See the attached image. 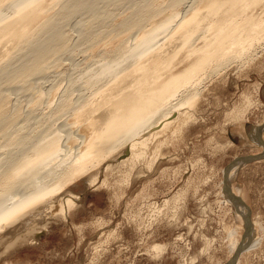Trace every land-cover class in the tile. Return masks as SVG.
I'll list each match as a JSON object with an SVG mask.
<instances>
[{"label":"rangeland","instance_id":"1","mask_svg":"<svg viewBox=\"0 0 264 264\" xmlns=\"http://www.w3.org/2000/svg\"><path fill=\"white\" fill-rule=\"evenodd\" d=\"M53 1L42 0L36 14L0 33V97L7 107L0 101L5 111L0 113V158L19 147L13 143L19 136L36 139L50 128L60 131L65 154L79 152L87 121H102L122 102L134 101L138 90L147 95L165 77L182 71L211 41L216 23L225 24L230 16L223 6L205 18L190 40L177 41L186 29H177V22L206 0H175L173 6L167 4L171 0ZM148 2L163 10L150 20L123 26L145 13ZM245 8L241 18H234L237 45L226 54L243 52L216 71L214 61L194 81L172 88L175 105L184 91L197 92V99L169 108L166 127L154 126L130 138L144 140L137 152L130 151L128 142L101 154L86 171L61 185L54 198L39 202L43 210L27 214L28 224L3 227L0 264H264V0ZM185 10L189 12L183 17ZM173 13L175 28L163 26L167 31H157L133 47L123 45ZM46 17L52 19L48 32L39 27ZM250 18L258 22L250 28L253 47L237 32L247 28ZM54 36H66L57 58L46 71L25 76L33 42ZM121 45L127 50L122 62L149 68L142 76L145 87L131 73L104 82L93 98L100 111L85 114L82 123L69 119L71 111L59 113L65 100L80 105L89 96L87 81L99 69L98 62H115L108 72L116 68ZM214 45L215 40L210 48ZM14 109L19 112L15 120ZM233 163L231 174L227 168Z\"/></svg>","mask_w":264,"mask_h":264},{"label":"bare ground","instance_id":"2","mask_svg":"<svg viewBox=\"0 0 264 264\" xmlns=\"http://www.w3.org/2000/svg\"><path fill=\"white\" fill-rule=\"evenodd\" d=\"M59 1L60 0H55L53 1V4L56 5V3L58 4ZM41 2L42 0H0V33L6 32L10 28V26H16L17 23L24 20L27 15L31 16L36 14L37 7ZM174 3L175 0H171V2H168L167 4L173 6ZM256 3L257 0H206L204 2L201 1V3L195 4V2L193 1V3H191L190 5L188 4V6L190 7L191 5H195L191 9L192 12L188 18L186 16L184 17V15H187V13L189 12L188 10H185V14H183L184 18L180 22H177V29L180 27H186V29H184L183 32L175 38L177 39V41H179L181 37L185 38L186 40H190L195 32L199 28H201L205 18H207L208 16L216 15L220 8H223V6L228 7L227 9L230 11V16L226 18L227 21L225 24L216 23V26L213 29L211 41L203 44L200 47L199 50L202 51V53H200V56L195 58V60L182 71L175 75L172 74L165 77L157 85V88L147 95L141 94V90H138L136 92L137 96L134 101L122 102L119 107L114 108V111L110 116L104 119L101 116L102 114L100 115L101 117L98 116L99 118L103 119L102 121H100V119L98 120L97 117V119L92 122L87 121L85 125V129H88L87 137L83 140V147L80 148L79 152L75 154H65L62 148V141H60V139L62 138L60 137V131L58 132L55 129L51 130V128L50 130H45L36 139L26 137V135H22L19 136L16 141L13 140V143L16 142L15 144H18L19 147L18 145H16L18 147L16 150H13L12 153L7 152V158H5V156L0 158V230H2L3 227H8L9 229L11 228V226L13 227L14 225H18L20 224V221H23L22 226L28 224L30 218H25L27 214L32 211H38L35 210L38 208L39 211L43 210V207L41 205L39 206V202L45 200V198L47 197H50L52 194H54V196L57 195L56 192H58V188H60L61 185H63L66 181L71 180L73 175H78V173L86 171L90 166L93 165V162L96 161L101 154H104L105 152H113L114 150H116V147L118 148L122 145L124 146L128 142L130 145V151L137 152L136 148H138V145L142 144L144 140L133 139L131 141L130 138L135 137L143 130L151 129L154 126H157L159 128L166 127L167 123H163V121L166 119L165 116L169 111L168 109L172 106L178 107L180 105H190L194 103L197 99V92L190 95L187 91H184L185 97L182 98L176 105L172 103V93H169L172 88L180 86L181 83L194 81L196 76L203 73L205 71V68L214 61L217 60L214 69V71H216L219 67H221V65L231 62L232 59L237 57L238 53L243 52V49H237L232 54H226V51L229 47L232 48L237 45V35L234 29H236L238 26L235 25L234 18H241L242 13L240 14L239 12H243L244 7L247 8ZM72 5L74 6V4ZM148 6L149 9L146 8L147 11H145V13L130 20H126L123 23V26L129 27L137 25L142 21V19L144 21L146 19L150 20V18H152L151 16H155L161 10H163V7L161 6L155 7V5H149V2ZM140 13H142V11ZM176 15L177 14L175 13L171 15L168 14L167 17L164 15L165 17H162L165 19L161 17L163 19L162 21H153L154 23L151 22L152 25H148L149 28L143 30L136 41H129V44L123 43V45H129L130 47H133L142 40L156 35L157 31L166 30L164 27L169 26L170 30L172 28H175V26L173 27L171 23L172 18L176 17ZM51 21L52 19H50V17H46V19L42 23H40L39 27H43V29L47 31L49 30L48 28L51 24ZM257 24V21L253 20V18H250L247 28L237 31L243 33V35L245 36L243 41L248 38L251 47H253L252 40H254L255 37L250 34V32L254 31L250 30V28L256 26ZM36 30L37 28L35 29V31ZM57 34L59 35L60 33ZM65 37L66 36L55 37L56 40L61 41L57 43L55 42L56 40H54L55 38L53 39L54 41L52 39H49L50 41L43 43L33 42L31 51L32 55L31 57L29 55L30 59L27 62L26 67L23 69L22 73L25 76L33 75L34 77L35 74L38 75L42 71H46L44 69L48 67L47 65L50 62L55 60V57L57 58L56 54L63 48V40ZM213 40H215V45L210 48ZM7 41L9 42L11 41V39ZM6 42H4L3 44H5ZM118 51L119 54L117 56V59L114 58V60L117 62L116 68L112 72H108V67L110 66V64H114L115 62H98L97 64L100 65L99 69L94 72V74H92L87 81V85L92 87V92L89 94V96L86 97L85 95L84 100L80 105H76V102L72 101L73 99L65 100L62 104V107L58 109L59 113L61 112L66 114L67 111H71L72 115L69 119H71L75 123H82L80 121L83 119L85 114L88 115L89 113L90 115V113H92V115H94L93 113L95 112V110H99H97L93 106L95 105L93 98L98 95V92L102 90L103 87H105L107 83L104 85V82L112 79H122L121 77L129 75L131 73H136L137 77H140V79L142 80L141 87H145L143 86L144 79L142 78V76L147 72L149 68L139 67L133 61L122 62L123 54L126 53L127 50L121 45ZM220 58H223V60L222 62L220 61V64H218ZM0 101H3L2 105L4 106L5 100L2 96L0 97ZM1 107L0 113L5 112L3 110L5 106L3 108ZM122 107L125 108L124 113L120 111ZM5 108L7 109V107ZM105 109L107 110L103 114L109 112L111 110V107ZM11 116L15 117L14 120L18 118V110L14 109ZM6 129L4 128V130ZM8 130L9 129H7V131ZM4 132L6 133V131ZM233 167L234 163L232 164V166H229L227 168V171L229 172L230 170H234ZM233 172L234 171L230 173L233 174ZM232 176L230 175L231 180H233ZM21 193L23 194L21 195ZM37 204L38 206L35 207ZM42 204L44 203L42 202ZM63 208L64 205L63 207H61V211L63 210ZM237 210V216L242 220L241 221L240 219H238V221L241 223L243 222V213L242 211L239 212V208ZM40 227V230H38V232L37 230H35L37 236L43 229V226L41 228ZM232 244L233 249H235L237 246V242H235L234 240Z\"/></svg>","mask_w":264,"mask_h":264},{"label":"water","instance_id":"3","mask_svg":"<svg viewBox=\"0 0 264 264\" xmlns=\"http://www.w3.org/2000/svg\"><path fill=\"white\" fill-rule=\"evenodd\" d=\"M240 242H241V240H240ZM228 264H230V262Z\"/></svg>","mask_w":264,"mask_h":264}]
</instances>
